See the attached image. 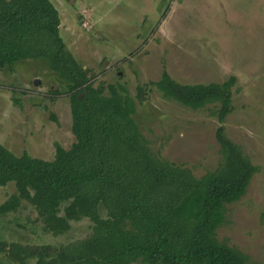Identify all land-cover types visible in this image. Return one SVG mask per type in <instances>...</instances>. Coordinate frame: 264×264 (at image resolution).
Listing matches in <instances>:
<instances>
[{
	"label": "trees",
	"instance_id": "obj_1",
	"mask_svg": "<svg viewBox=\"0 0 264 264\" xmlns=\"http://www.w3.org/2000/svg\"><path fill=\"white\" fill-rule=\"evenodd\" d=\"M52 0H0V69L24 58H45L68 95L69 147L54 142L52 158L13 153L0 143V185L15 191L0 214L26 200L42 229L54 235L87 218L89 232L58 244L0 240L16 264H248V256L219 240L225 204L239 199L257 171L222 121L232 111L230 75L217 82L184 83L165 68L136 85L132 96L119 82L94 84L90 69L66 47ZM156 87L193 109L208 107L220 124L215 137L221 162L195 175L154 151L134 118L136 101ZM56 120V116L51 114Z\"/></svg>",
	"mask_w": 264,
	"mask_h": 264
},
{
	"label": "rangeland",
	"instance_id": "obj_2",
	"mask_svg": "<svg viewBox=\"0 0 264 264\" xmlns=\"http://www.w3.org/2000/svg\"><path fill=\"white\" fill-rule=\"evenodd\" d=\"M52 2L66 47L90 69L94 84L119 82L134 96L138 83L158 79L163 68L184 83L236 77L233 109L222 124L257 171L246 192L225 204L215 234L246 253L248 264H264V0ZM58 77L43 57L0 69V143L13 153L49 159L55 141L64 147L74 141L69 98L57 92L65 88ZM136 105L134 118L158 154L197 176L221 162L220 122L208 107L184 106L154 86ZM15 189L13 181L0 185V202ZM41 226L22 200L18 210L0 214V240L58 244L86 235L90 222L71 221L58 235ZM0 264L16 263L0 252Z\"/></svg>",
	"mask_w": 264,
	"mask_h": 264
},
{
	"label": "water",
	"instance_id": "obj_3",
	"mask_svg": "<svg viewBox=\"0 0 264 264\" xmlns=\"http://www.w3.org/2000/svg\"><path fill=\"white\" fill-rule=\"evenodd\" d=\"M37 82V80H35V82L34 83H36Z\"/></svg>",
	"mask_w": 264,
	"mask_h": 264
}]
</instances>
